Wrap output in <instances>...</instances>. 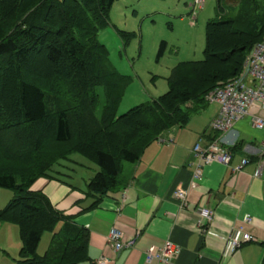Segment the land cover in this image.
Listing matches in <instances>:
<instances>
[{
	"label": "trees",
	"instance_id": "16d2710c",
	"mask_svg": "<svg viewBox=\"0 0 264 264\" xmlns=\"http://www.w3.org/2000/svg\"><path fill=\"white\" fill-rule=\"evenodd\" d=\"M116 1L0 0V188L14 193L0 223L20 229L15 264H88L89 231L33 191L34 184L63 181L58 165L81 155L99 167L87 187L97 207L119 188L124 164L140 161L172 128L187 126L184 107H206V96L238 77L264 38V0H237L234 15L217 0L221 15L207 23L204 59L179 63L167 93L118 116L130 78L115 69L99 40ZM119 33L126 42L132 36ZM166 48L161 42L158 59ZM46 233L52 236L41 255Z\"/></svg>",
	"mask_w": 264,
	"mask_h": 264
},
{
	"label": "crops",
	"instance_id": "0c3cea01",
	"mask_svg": "<svg viewBox=\"0 0 264 264\" xmlns=\"http://www.w3.org/2000/svg\"><path fill=\"white\" fill-rule=\"evenodd\" d=\"M209 105L187 104L185 111L195 112L190 123L166 132L137 163L124 164L119 188L95 208L87 187L99 167L84 166L75 155L56 168L63 181L42 178L34 184L33 191L44 192L57 210L89 231L88 264H165L148 261L147 254L158 252L169 240L181 248L170 264H264V130L255 129L250 118L239 121L222 135L231 164L203 166L201 178L191 187L200 164L194 149L198 144L206 147L216 135L211 124L220 106ZM244 158L249 164L234 172ZM81 166L88 170L86 177L77 169ZM180 188L188 190L186 205L175 196ZM201 210L214 213L204 226L199 225ZM112 228L124 233L128 248L114 250L108 242ZM242 231L254 240L224 258L228 240Z\"/></svg>",
	"mask_w": 264,
	"mask_h": 264
},
{
	"label": "rangeland",
	"instance_id": "374dc122",
	"mask_svg": "<svg viewBox=\"0 0 264 264\" xmlns=\"http://www.w3.org/2000/svg\"><path fill=\"white\" fill-rule=\"evenodd\" d=\"M203 1L204 8L201 10L195 6L196 0L116 1L110 12V25L100 32L99 40L107 46L109 59L115 69L130 78L118 109V116L167 93V79L179 63L204 59L207 23L221 14L217 0ZM233 1L223 2L226 12H230V15L237 11L234 10L238 5L235 2L237 0ZM119 31L132 34L130 40L124 41ZM163 41L167 43V48L164 55L158 59L160 44ZM104 103L102 96L99 116L102 115ZM209 104L211 106V103ZM203 111L205 108L196 113ZM191 116L194 117L195 112H192ZM73 158L84 166H96L81 155H75ZM84 166L77 169L86 177L88 170ZM13 196L12 191L0 188V210ZM62 226L60 223L56 229L60 230ZM51 236V233L44 235L38 249L39 254L45 253ZM3 245L8 250L6 253L0 251V264H15V261L20 259L23 246L18 226L0 223V246L4 247Z\"/></svg>",
	"mask_w": 264,
	"mask_h": 264
},
{
	"label": "built area",
	"instance_id": "2783aa9c",
	"mask_svg": "<svg viewBox=\"0 0 264 264\" xmlns=\"http://www.w3.org/2000/svg\"><path fill=\"white\" fill-rule=\"evenodd\" d=\"M195 6L198 10L203 9L204 1L196 0ZM206 101L220 106V113L211 124L212 130L219 133L220 136L206 147L200 144L195 147L194 153L200 159V164L194 173V182L191 183V187H194L195 181L201 178L203 166L215 162L226 166L231 164L232 154L229 148L225 146L222 135L233 130L236 123L245 118H250L255 129L264 130V38L246 58L242 73L211 91L206 96ZM249 162L248 159L244 158L234 168V172H240ZM175 196L183 205H186L188 190L180 188L175 192ZM200 215L199 225L201 226H204L205 222H211L214 217V213L208 210H201ZM246 222L250 223L252 219L247 218ZM253 240L254 238L249 233L243 231L236 237L232 236L227 242L223 254L224 258L235 252L244 243ZM108 242L115 251H121L130 246L124 240V233L117 228L111 229ZM180 252L181 248L169 240L158 252L149 251L147 258L148 261L157 259L162 263L170 264Z\"/></svg>",
	"mask_w": 264,
	"mask_h": 264
}]
</instances>
